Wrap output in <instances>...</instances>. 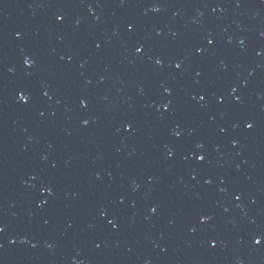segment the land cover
Here are the masks:
<instances>
[{"label": "water", "instance_id": "water-1", "mask_svg": "<svg viewBox=\"0 0 264 264\" xmlns=\"http://www.w3.org/2000/svg\"><path fill=\"white\" fill-rule=\"evenodd\" d=\"M0 264H264V0H0Z\"/></svg>", "mask_w": 264, "mask_h": 264}]
</instances>
